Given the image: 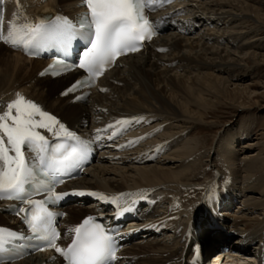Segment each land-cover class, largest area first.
Here are the masks:
<instances>
[{"label":"bare ground","instance_id":"obj_1","mask_svg":"<svg viewBox=\"0 0 264 264\" xmlns=\"http://www.w3.org/2000/svg\"><path fill=\"white\" fill-rule=\"evenodd\" d=\"M250 1L179 0L178 5L163 11L171 18L169 29L143 51L119 58L96 82L83 104H71L72 96L61 97L78 73L56 79L39 77L45 61L28 59L12 45L0 43V113L7 111V104L20 94L76 128L83 119L92 127L132 121L124 125L126 135L102 153L92 169L67 185L77 192L103 194L107 200L144 203V210L149 209L138 222L140 239L122 252L120 264H186L190 249L187 230L204 225L212 214L224 215L244 197L238 202L244 203L239 211L242 214L226 216L233 233L206 229L201 235L204 247L215 257L211 264L221 260L224 264L264 262V218L251 215L264 212V144L255 139L238 145L250 129L233 132L232 127L222 125V139L212 147L215 154H207L209 163L216 161L220 173L222 167H229L232 182L223 183L225 190L217 187H222L221 174L213 182L190 185L211 173L201 170L205 154L201 149L208 145L190 137L196 127L209 124L208 115L219 106L243 113L264 109L258 99L264 96V83L235 82L246 80L244 76L251 68L264 66V52L255 45L264 42V9ZM185 2L189 3L185 6ZM77 5L78 0H8L6 35L12 21L17 25L35 23L40 11L60 9L70 13ZM219 22L234 27H208ZM251 34L255 38H249ZM241 37L245 41H240ZM223 41L231 42L237 54L221 47ZM140 117L143 120L138 123L133 120ZM229 122L232 125L234 121ZM243 147L255 149L244 153ZM91 202L66 207L61 245L69 243L71 229L86 215L95 213L97 207L118 204L96 196ZM5 218L0 213V219ZM238 253L246 255L248 261L236 257ZM46 258L38 254L10 264H42Z\"/></svg>","mask_w":264,"mask_h":264},{"label":"snow or ice","instance_id":"obj_2","mask_svg":"<svg viewBox=\"0 0 264 264\" xmlns=\"http://www.w3.org/2000/svg\"><path fill=\"white\" fill-rule=\"evenodd\" d=\"M156 2L157 0H83V5L88 11L83 14L78 27L68 18L60 16L50 21L40 19L34 24L29 21L17 25L12 21L7 35L0 33V41L13 47L23 46L28 49L33 43L67 46L78 35L87 39L89 46L83 52L78 67L86 70L88 76L62 93L67 95L80 87L91 86L94 78L102 75L105 66H110L117 56L136 52L145 39H151L155 34V27L146 11L154 8ZM55 67L56 65H51L46 71ZM133 120L138 123L143 117ZM115 123L128 125L132 121L125 119ZM56 125L59 126V131L55 130ZM112 127L114 125L107 126ZM37 129L51 132L53 140L50 141ZM106 130L98 129L97 132ZM97 139L100 137L97 136ZM124 146L127 145L121 147ZM25 150L35 153L32 162H29ZM89 151L88 141L81 139L55 116L43 111L34 102L27 101L20 94L7 104V111L0 113V199L15 198L26 202L30 209L20 208L19 212L25 213L27 223L37 238L46 239L48 246L63 256L66 264H109V261L116 259L114 236L102 224L97 223L95 217L89 216L71 229L74 233L71 243L66 248L58 247L56 240L60 234L53 228V217L56 214L47 209L46 202H59L70 194L92 195L110 203H117L118 198L107 200L103 194L83 191L58 194L49 188L45 199L35 201L26 199V185L32 183L38 171L55 175L60 171L79 167L81 162L87 159ZM59 182L63 183V180ZM131 210V207L124 208L117 215L122 216ZM41 232L46 235L40 236ZM15 236V233L0 228V249L8 242L7 237Z\"/></svg>","mask_w":264,"mask_h":264},{"label":"rangeland","instance_id":"obj_3","mask_svg":"<svg viewBox=\"0 0 264 264\" xmlns=\"http://www.w3.org/2000/svg\"><path fill=\"white\" fill-rule=\"evenodd\" d=\"M250 2L254 6H257V7L264 9V0H251ZM220 23L221 22L211 23L208 27L217 28V27H219V25H220V27L223 26L222 29H225V28L232 29V27H234L233 24L227 25L226 23H221L222 24L221 25ZM228 26H230V27H228ZM205 27H207V25L202 26V28H205ZM251 36L253 37V34L249 35L248 37L250 38ZM253 38H255V37H253ZM239 39H240V41H245L243 39H246V38L241 37ZM231 45L233 46V44L231 42L223 41V42H221L220 46L221 47L226 46L229 49V51L233 50L232 53H235V50L232 49ZM255 45L261 47V49H262V50L261 49H257V50L264 52V42L263 41L260 42L259 44H258V42H256ZM260 51H258V52H260ZM235 54H237V53H235ZM254 67H256V66H254ZM240 73L241 72L233 73V74L236 75V74H240ZM244 78L246 80H242L240 82L235 81V82L240 83L242 85H244L246 83H250V85H252L253 83H257L259 81L263 84L264 83V66L262 68H258V67L254 68V69L251 68V72L249 71L248 74H245ZM232 82H234V81H232ZM231 86H233V85H231ZM253 88H255L256 91L257 90L263 91V89L260 88L259 86H253ZM258 99L261 101V104L264 105V96H260ZM214 112L215 113H212V114L208 115V117H207L209 120V124L208 123L202 124V126H199L200 128L196 127L197 129L193 132V135L190 136V137H193L195 139H198L201 142V145L202 144H204V146L208 145V147H205L206 148L205 150L201 149V151L203 150L202 152H205L204 156L201 158V170L208 171L211 173H209L208 175L203 174V176H201L200 179H196V181L194 183H190V185H193V184L199 185V184L206 183V182H213L216 179H218L220 174H221V177L219 178V183L221 182L223 184L225 181H229V180H230L229 183L232 182L231 179L228 178V176L230 175L229 167L228 168H226V167L221 168L220 167L223 170L220 173L219 167L216 166V161H214L213 163H211V162L209 163V157L207 156L208 152H210V151H212V154H215L213 152L212 147L215 148L217 141L219 139H222V138H220V137H222L221 134L224 130V127H222V125L226 124V125H228V127H230V128L232 127L231 130L233 132L250 129V134L248 135V137H246L244 135V139H242L240 142H238V145H242L243 143H246L245 141H247V142L254 141L255 139H257L258 141H261L262 144H264V109H262V110L258 109V110L252 111V112L243 113V112L234 111L233 108H228L225 106H219L218 109H216ZM231 120H232V122L234 121L232 125L228 124V123H230L229 121H231ZM210 121H213V122H210ZM247 147H252V146H247ZM247 147L242 148L244 153H247V152L255 149V148L251 149V148H247ZM243 162L240 163L241 168L243 167V164H244ZM223 172H225V173H223ZM217 187H219V186H217ZM257 198H259V197H257ZM235 202H237V201H235ZM84 206H86V205H84ZM234 206H235V204H234ZM247 213H249V212L247 211ZM239 214H242V213H239ZM251 215L253 217H259L261 219L264 218V212L261 213V210L258 212H253ZM244 216H247V214H244ZM0 220H2V219H0ZM231 233H233V232L231 231L228 235H230ZM234 252H236V251H234ZM237 255H236V257H238L239 259L241 258L243 261H248L247 260L248 257H246V255H243L242 253H238ZM243 257H245V258H243ZM242 260H239V261H242Z\"/></svg>","mask_w":264,"mask_h":264}]
</instances>
